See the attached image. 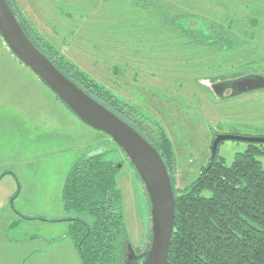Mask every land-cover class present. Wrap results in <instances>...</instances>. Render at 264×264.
Instances as JSON below:
<instances>
[{
	"label": "rangeland",
	"instance_id": "rangeland-1",
	"mask_svg": "<svg viewBox=\"0 0 264 264\" xmlns=\"http://www.w3.org/2000/svg\"><path fill=\"white\" fill-rule=\"evenodd\" d=\"M16 2L77 69L143 114L150 130L152 121L163 127L174 146L176 187L207 162L216 134L264 136V87L233 86L264 79V0ZM65 109L57 117L67 129L56 133L0 130V264H84L68 223L58 219L79 215L63 209L61 188L70 167L91 153L121 166L126 261L138 264L151 238L145 187L107 134ZM247 143L222 140L218 153L230 164ZM258 159L264 169V154Z\"/></svg>",
	"mask_w": 264,
	"mask_h": 264
},
{
	"label": "trees",
	"instance_id": "trees-1",
	"mask_svg": "<svg viewBox=\"0 0 264 264\" xmlns=\"http://www.w3.org/2000/svg\"><path fill=\"white\" fill-rule=\"evenodd\" d=\"M6 1L42 54L159 153L175 194L167 264H264V169L258 159L264 154V142H248L246 149L235 152L230 164L219 155L218 144L215 155L211 157L210 152L196 176L183 187H176L174 146L163 127L155 121V131L145 126L143 114L77 69L23 16L16 0ZM117 164L103 159L101 153L88 154L70 167L61 188L63 209L79 215L58 220L68 223L84 264H125L129 237L117 184L121 166ZM145 195L150 210L146 190ZM81 214L92 220L87 221ZM148 235L150 238L151 232Z\"/></svg>",
	"mask_w": 264,
	"mask_h": 264
},
{
	"label": "water",
	"instance_id": "water-1",
	"mask_svg": "<svg viewBox=\"0 0 264 264\" xmlns=\"http://www.w3.org/2000/svg\"><path fill=\"white\" fill-rule=\"evenodd\" d=\"M0 38L11 54L41 79L78 119L107 134L122 149L139 174L150 203L151 238L138 264H167L174 230L175 194L157 150L128 123L66 77L42 54L25 34L6 0H0ZM233 86H237L241 92L250 91L264 87V79L243 78L235 81ZM225 139L263 142L264 136L216 134L210 144L211 157L215 155L219 142ZM124 256V262L128 264L127 252Z\"/></svg>",
	"mask_w": 264,
	"mask_h": 264
},
{
	"label": "crops",
	"instance_id": "crops-1",
	"mask_svg": "<svg viewBox=\"0 0 264 264\" xmlns=\"http://www.w3.org/2000/svg\"><path fill=\"white\" fill-rule=\"evenodd\" d=\"M65 107L48 86L19 62L6 46H0L1 133L6 130L3 128H15L13 131L29 135L33 132L48 135L60 131L62 127L67 129L66 119L60 122L57 117L58 111H66ZM2 204L0 200V209Z\"/></svg>",
	"mask_w": 264,
	"mask_h": 264
}]
</instances>
